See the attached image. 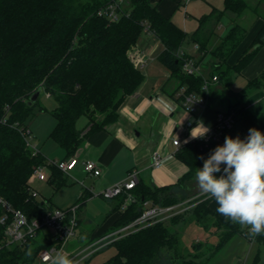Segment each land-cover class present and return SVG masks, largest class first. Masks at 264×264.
<instances>
[{
    "label": "trees",
    "instance_id": "obj_1",
    "mask_svg": "<svg viewBox=\"0 0 264 264\" xmlns=\"http://www.w3.org/2000/svg\"><path fill=\"white\" fill-rule=\"evenodd\" d=\"M114 1L117 0H0V196L30 219L41 218L52 209L50 200H39L30 191L33 171L46 165L41 153L33 156L26 146L29 142L27 122L32 118L34 108L40 105L39 99L29 106L30 96L41 88L55 101L52 115L56 124L49 137L65 151L67 158L74 156L84 139L118 120L124 101L143 83L142 71L129 56L130 48L144 34L142 22L150 24L162 43L164 49L159 60L177 79V91L185 88L186 95L194 92L204 95L208 106L227 115L234 114L236 124L245 117L254 118L261 123V132L264 133V123L247 106L250 92L264 89V71L249 81L243 91L234 94L235 100L228 90L233 74L241 72L264 46V25L250 49L234 66H228L226 61L244 39L246 29L238 22L229 29L212 51L214 59H218L212 70V76H218L217 85L209 86L208 92L204 93V77L185 74L183 62L176 56L187 41V33L162 15L150 0H124L129 6L122 10L117 22L98 15L102 8ZM262 4L264 0H258V6L252 8L246 0H225L222 13H232L240 18L251 8L258 13ZM206 20L207 17L192 38L200 45L201 51H205L210 42L209 37L203 36ZM41 111L46 110L41 107ZM82 117L88 119L89 126L84 134L77 129ZM217 145L222 144L199 139L180 149L178 157L189 167V172L176 186L158 187L139 180L131 191L135 202L122 211L113 228L102 236L139 218L145 202L168 207L190 198L183 184L195 176L203 161L200 157L208 158ZM49 169L48 183L55 190L68 184L61 170L55 166H49ZM117 199L122 206L126 195ZM208 203V199L200 201L191 210L167 222L156 223L113 242L109 246L114 247L116 253L104 264H159L164 254L179 255L180 238L178 231L172 228L187 217H191L190 223L195 222L205 230L208 216L215 217L212 226L220 233L215 250L219 251L244 230L211 210ZM1 213L0 209V216ZM42 235L39 233L25 246H3L0 264H34L39 251L52 244ZM3 240L4 227L0 224V243ZM255 242L264 247V235L256 236ZM201 245L196 243L192 247L200 249L197 247ZM179 258L176 264H202L198 256ZM260 262L258 249L250 264Z\"/></svg>",
    "mask_w": 264,
    "mask_h": 264
},
{
    "label": "crops",
    "instance_id": "obj_2",
    "mask_svg": "<svg viewBox=\"0 0 264 264\" xmlns=\"http://www.w3.org/2000/svg\"><path fill=\"white\" fill-rule=\"evenodd\" d=\"M150 1L158 7L162 15L170 18L174 23V9L176 10L185 3V0ZM259 9L261 13H255L252 17L248 18L247 13H245L240 18L236 19L246 23V27H244L246 29V35L233 53L227 58L226 64L228 66H234L241 55L246 50L250 49L255 37L263 27L264 4L260 5ZM187 18L185 7L184 18L182 19L185 32L187 30ZM175 24L179 27L177 23ZM221 28L222 25L218 24L213 28L204 30L203 36L210 38L208 47L215 46L217 42H220L221 39L227 35L228 32L222 37L218 35L217 32ZM197 29L192 30L190 35L187 33V41L181 49L202 68L203 77L211 80L213 77L212 70L214 68V63L217 60L214 58V60H212L207 57L202 60V57H200L202 53L200 45L192 40ZM142 36H145V38L142 39ZM142 36L139 38L134 49L140 52L142 58H150L146 66L140 69L144 75L143 83L134 94L127 97L124 101L119 110V118L115 123L84 139L74 155L80 160V163H78L72 171L64 173L68 180L66 186L78 184L76 185L78 188L75 190L71 200L62 206L68 207L73 203L79 205L78 230L75 238L72 239L67 246L68 252L86 247L89 243L97 240V237L102 236L105 231L113 228L123 211L122 206H119V199L112 201L105 200L108 201L105 205L101 203L100 213L96 217L87 215V211L86 209L84 211V208L87 203L99 201V199L102 198L99 194L103 189L125 180L131 171L136 170L139 180L146 184L158 187L176 186L179 184L189 172V167L179 159L178 151L183 149L186 145L200 139L191 138V131L196 127L197 121L202 120L205 127H213L217 122L219 113L222 112L210 105H207L204 109H199L193 115L184 110L178 100L179 91L177 90L179 83L177 79L171 76L170 70L159 60V56L164 49L162 43L149 35L143 34ZM263 71L264 46L258 49L254 58L241 70V72L233 74L232 84L228 89L229 92H231L229 95L234 99V94L243 91L248 85V82L258 77ZM211 85L214 87L217 84L215 82L211 83L210 86ZM247 104L248 108L252 111L251 113L256 114L262 123H264V89L251 91L247 98ZM54 108L55 106L53 109ZM188 122H192V126L189 128L186 127ZM250 128H256L262 131L261 123L254 120V118L245 117L241 119L226 136H231L232 138L239 136L241 139H244L248 135V130ZM77 129L80 130L82 134L88 131L89 126L86 117L79 119ZM173 138H179L181 141L182 145L179 148L174 146L172 142ZM34 145L39 148L37 144ZM57 146L58 148H54V151L51 152V155H49L46 160L67 159L65 151L58 144ZM39 150L42 152L41 149ZM155 153L161 155L164 160L163 165L158 168L153 166V154ZM86 160L94 161L99 165L102 170V174L99 177H92L85 173L82 161ZM203 163L204 160L201 162L198 169L203 167ZM46 169H48L50 176L51 172L49 167ZM215 175L219 176L220 174L217 173ZM182 187L191 196L183 202L191 207L190 210L200 201L208 199V207L217 212V203L213 198L208 197L199 190L195 176L185 181ZM45 200H50L49 204L53 206L52 208L58 207L52 205L51 199ZM148 204H152V202H148ZM180 221L175 229L180 233V241L182 242V246L185 247L187 244L185 228L188 224H184ZM243 230L245 234L246 231L244 228ZM203 231L206 241L211 239L212 235L213 238H216L217 236L219 237L220 234L217 230L209 232L203 228ZM53 235V231L48 230L43 232L42 237L50 241ZM240 236L246 240L243 234H240ZM196 238V243L202 244V240L199 239V237ZM233 238H235V236ZM246 241L250 243L248 240ZM251 244L252 243H250V245ZM201 246L197 247L200 248L199 252L202 249ZM256 252L257 251H255L254 254H256ZM254 256L255 255H253V258ZM91 257H89V259Z\"/></svg>",
    "mask_w": 264,
    "mask_h": 264
},
{
    "label": "built area",
    "instance_id": "obj_3",
    "mask_svg": "<svg viewBox=\"0 0 264 264\" xmlns=\"http://www.w3.org/2000/svg\"><path fill=\"white\" fill-rule=\"evenodd\" d=\"M191 0H185L188 4ZM124 0L114 1L99 12V16L106 17L110 22H117L120 19ZM144 31L143 33L157 39L154 31L148 22H142ZM129 56L133 64L142 69L146 66L150 60L141 57L140 52L136 49L130 51ZM176 56L183 62L182 70L185 74L189 75H202V68L192 58H187L185 52L180 48L176 52ZM218 81V76L214 75L211 80L204 78L203 91L208 92V88L211 83ZM49 96V95H48ZM178 100L182 108L189 114H195L199 109H204L208 105L207 98L199 93L185 94V88H181L178 94ZM236 125L234 114H225L220 112L217 118V122L213 127H210V132L204 138H200L205 142L214 141L223 145L226 134L230 132ZM192 126V122L187 123V128ZM26 135L28 140L31 138V132L27 129ZM174 146L180 147L181 141L179 138H173ZM32 155L36 156L40 154L36 145L28 142ZM80 163V160L76 156H71L64 160H46V165L35 168L32 173V177L44 181L46 176L43 170L49 166H55L63 173L72 171ZM164 163L163 157L158 153L153 154V166L158 168ZM83 169L85 173L92 177H99L102 174V170L99 165L91 160L82 161ZM31 177V178H32ZM31 180V179H30ZM139 182L138 172L136 170L131 171L127 178L121 182H118L112 186H109L101 191L99 194L103 199L112 201L126 195L125 202L122 205V209L125 210L127 206L135 202V197L131 191L136 187ZM31 194L37 197V193L30 187ZM185 203H180L168 207L155 206L153 204L144 203L143 213L132 223L119 228L113 232H110L94 242L89 243L86 247L68 252L67 246L69 242L75 238L78 229V210L79 205L74 204L68 208L54 207L49 210L41 218H29L22 210L14 208V206L5 198L0 196V209L2 211L0 216V224L4 227V240L0 243V250L3 246L11 245H27L30 240H34L38 237L39 233L51 230L54 235L50 238L52 244L39 251L34 264H50V258L57 252L66 254L70 259L84 263L89 257L98 251L108 247L113 242L137 232L141 229L147 228L159 222H167L171 218L185 213L190 210ZM248 234V230L245 232Z\"/></svg>",
    "mask_w": 264,
    "mask_h": 264
},
{
    "label": "rangeland",
    "instance_id": "obj_4",
    "mask_svg": "<svg viewBox=\"0 0 264 264\" xmlns=\"http://www.w3.org/2000/svg\"><path fill=\"white\" fill-rule=\"evenodd\" d=\"M252 8L258 6V0H246ZM123 8H127L129 4L124 1L122 5ZM225 6V0H191L187 5L186 2L176 10L174 9V21L179 25V27L184 31V26L182 24V19L185 14V7L187 12V30L186 33L190 35L192 30L197 29L199 24L207 17L205 22L206 29L213 28L216 25H222V28L218 30L219 36H224L228 30L236 24V22L240 23L241 26L246 27V23L241 20H236L235 14L232 13H222ZM249 9L246 13L249 17L254 16L255 12L253 9ZM260 9H258V13ZM261 13V12H260ZM218 23V24H217ZM145 36H142L144 39ZM189 38V36H188ZM153 44V43H152ZM157 44V43H156ZM219 42L216 43V45ZM215 45V46H216ZM160 46V44H159ZM215 46H209L205 51H201L200 57L202 60L204 58H210L214 60V55H212V51ZM133 46L130 48V51H134ZM218 61V59H217ZM216 61V62H217ZM206 67V66H204ZM40 105L34 108V114L32 118L27 122V128L31 132V138L29 141L32 144H37L39 146L38 149H41L40 152L45 159L51 155V152L54 151V148H58L57 144L49 137L51 131L54 129L56 121L52 115L53 107L56 105L55 101L52 98H49L46 93L42 92L40 96ZM41 107H44L46 111H41ZM26 146L31 150L28 142H26ZM54 146V147H52ZM40 151V150H39ZM46 179L44 181L37 179V177L33 176L30 180V186L37 193V198L39 200L43 199H51L52 205L58 206L59 208H68L74 205V203L68 207H62L65 203L71 200L75 190L78 188V184L74 186H64L58 191H56L53 186L48 183L49 172L48 169L43 170ZM75 187V188H74ZM188 197V196H187ZM82 201V200H81ZM108 201L100 198L99 201L87 203L84 211L86 209L87 215H91V217H96L100 213V204H107ZM53 207V206H52ZM190 218L183 219L180 222L184 224H188L185 228V234L187 237V244L182 246V242H179V255L185 258H193L194 256H198V261L202 264H249L253 255H255V251L258 249L261 252V262L259 264H264V247L255 242V238L249 236V234L244 232L242 233L248 243L244 238L240 235L235 236L226 246H224L219 251L216 250V246L219 244L220 237L211 236V239L208 241L205 240V234L203 228L198 226L197 223H190ZM215 222V217L210 215L208 216V220L206 222L208 228L206 231H215L217 230L212 226ZM176 227V225H175ZM200 227V228H199ZM245 231L248 230L247 227H243ZM173 230H176L174 227ZM78 230V229H77ZM202 232V234H201ZM179 238L180 233L178 232ZM196 237L202 240V249L199 252V249H195L192 246L196 243ZM116 253V249L112 246L103 249L93 255L90 259H88L85 263L82 264H104L108 259L114 256ZM172 252L167 253V256L164 254L163 257L160 258L159 264H176L179 261V257H174Z\"/></svg>",
    "mask_w": 264,
    "mask_h": 264
},
{
    "label": "clouds",
    "instance_id": "obj_5",
    "mask_svg": "<svg viewBox=\"0 0 264 264\" xmlns=\"http://www.w3.org/2000/svg\"><path fill=\"white\" fill-rule=\"evenodd\" d=\"M210 132L202 120L197 121L191 138H204ZM195 174L199 190L217 203V213L248 228L250 237L264 235V133L250 128L241 139L226 136ZM223 165V168H222ZM219 173L217 176L215 174ZM50 264H79L57 252Z\"/></svg>",
    "mask_w": 264,
    "mask_h": 264
},
{
    "label": "water",
    "instance_id": "obj_6",
    "mask_svg": "<svg viewBox=\"0 0 264 264\" xmlns=\"http://www.w3.org/2000/svg\"><path fill=\"white\" fill-rule=\"evenodd\" d=\"M42 93V89L39 88L37 91H35L28 100V105L31 106L34 103H36L40 99V95Z\"/></svg>",
    "mask_w": 264,
    "mask_h": 264
}]
</instances>
